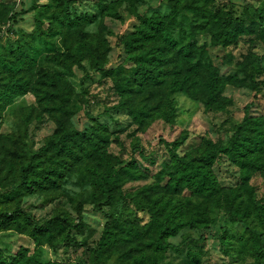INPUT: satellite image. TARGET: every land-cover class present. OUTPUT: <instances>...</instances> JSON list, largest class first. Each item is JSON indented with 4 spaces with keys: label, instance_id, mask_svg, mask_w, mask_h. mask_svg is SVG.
<instances>
[{
    "label": "rangeland",
    "instance_id": "1",
    "mask_svg": "<svg viewBox=\"0 0 264 264\" xmlns=\"http://www.w3.org/2000/svg\"><path fill=\"white\" fill-rule=\"evenodd\" d=\"M191 2L0 0V90L7 89V82L29 84L30 90L13 94L0 108V264L19 257L44 264H264V243L257 260L254 233L228 213L229 203H241L239 214L249 215L248 226L264 232L253 214L256 205L264 212V146L244 157L237 153L242 141L264 138V85L259 93L252 88L264 81V0H212L207 10L214 16L244 27L235 44L209 46L203 56L196 51L190 59L168 48L154 68L161 84L139 86L137 75L129 77L147 65L139 62L141 55L156 52L155 40L140 39L143 19L172 17L176 5V18L186 27L195 20L186 7ZM66 12L75 18L71 25L56 20ZM132 38L138 41L135 47L128 44ZM205 41L200 37L198 48ZM85 43L93 44V55L78 53ZM98 57L107 73L94 69ZM197 63L200 73L192 76L190 66ZM215 70L219 96L210 101L207 83ZM45 72L55 76V89L66 97L51 104L52 112L32 90L50 89ZM189 77L187 93L180 90V81ZM139 112L141 123L133 115ZM247 112L248 131L240 129ZM63 124L107 141L92 158L77 163L71 164L68 148L58 154L54 147L33 160ZM231 143L237 146L232 153L215 151ZM68 144L72 152L78 150L73 141ZM209 152L214 153L208 169L220 188V202L192 193L179 180L176 157ZM29 161L37 170L50 171L57 185L35 191L18 187L20 169ZM107 165L120 172L109 200L95 185ZM37 179V173L30 175ZM134 198L175 226V233L163 240L176 246L191 241L165 252L149 248L155 234L148 232L151 214L138 208ZM117 209L122 213L118 224L137 230L138 237L110 222Z\"/></svg>",
    "mask_w": 264,
    "mask_h": 264
},
{
    "label": "trees",
    "instance_id": "2",
    "mask_svg": "<svg viewBox=\"0 0 264 264\" xmlns=\"http://www.w3.org/2000/svg\"><path fill=\"white\" fill-rule=\"evenodd\" d=\"M67 1V0H66ZM212 0H193V2L188 3L186 7L191 9L195 14V20L193 22L188 23V26H184V24L177 20V14L180 13V9L176 5L173 7L174 14L172 17H161L156 15L151 19H143L144 26L139 27L138 33L141 35L140 39H151L155 40L156 43V52L154 54H147L146 56H140L139 62H146L147 65H141L138 68H135L133 71L129 73V77L134 78L136 75L137 85L141 86L143 84L150 85L151 81H154L158 84H161V80H159L154 72V68L163 63V57L167 52V49H175L177 48L178 57H183L185 59H190L193 57L196 51H201L202 56L207 52V47H216V46H230L236 43L237 35L244 29V27L239 23H233L229 18H217L207 10L208 5ZM74 19L72 16L66 12L63 16L56 17L57 22L60 24H68L71 25L74 23ZM178 31V37L175 36V33ZM207 37L208 41H205L199 46L200 37ZM138 41H134V38L130 39L128 44L131 47H135V43ZM20 51L23 49L22 46L18 47ZM86 50L88 51V55H93L94 48L92 43H85L83 48H79L78 53H81ZM160 52L161 54L159 55ZM94 64V69L100 73H107V71L102 67L100 58H96ZM22 60H18V62H12L14 66L21 63ZM199 63V62H198ZM193 64L190 66V71L194 73L192 76H196L200 73V64ZM44 75L49 79V87L50 89L46 91H42L39 88H32L33 91H36L37 100L43 104L44 108L50 112L55 111V107L51 106L52 103H58L56 99H61L62 101H66L65 95L62 94V91L56 88L55 76L49 72H45ZM190 76V77H192ZM214 78L209 80L208 90L210 92L209 99L210 101H216L219 96V92H217V81L219 80L216 77V70L213 72ZM190 77L180 81V90L188 93L190 89ZM29 84H22L21 82H7L4 86L7 87L5 91L0 90V108L3 107L4 103H8L11 101L13 94L19 93H27L30 91L28 89ZM260 85H264L263 82H254L252 88L259 93L261 87ZM69 89V87H67ZM258 96L256 95L254 102L250 104V107H255V101ZM61 107L59 106V109ZM139 113H133L134 117L141 123L143 120L141 119ZM250 112H247V116L244 122L240 125V129L249 130V122H250ZM253 121V120H252ZM60 132L57 133L54 137H51L47 140V145L42 148L41 151L34 153L32 155V159L35 160L37 157L41 156L42 153L48 150L50 147H54L58 154H61L67 148L69 149V156L72 160L71 164L77 163L84 159L85 157L92 158L93 155L99 152L103 145L107 141V138L102 137L99 134H96V139L93 138L91 133H85L80 135L78 131L70 129L64 124L60 127ZM73 141L75 146L78 147L77 151H73V147L69 146L68 142ZM87 142V143H86ZM245 144L241 145L240 149H238L237 153L241 154L242 157L247 156L249 152L260 151L264 146V138H251L245 141ZM236 143H231L230 146L227 147H218L215 148V151L218 153H232L233 150L237 149L235 146ZM178 161H180L179 169L181 171L180 175V183L182 186L195 193L199 196H204L208 199H213L215 201H221V192L220 188L217 187L216 181L213 179L212 175L209 172L208 166L212 164L214 159V153L209 152L206 155H202L199 157H176ZM60 166L65 164L59 163ZM39 166L35 165V162L29 161L25 166L20 169V183L17 185L21 189L27 191H35L38 188H44L48 185H57L55 182V177L50 176V171H43L39 169ZM61 168H56L55 173ZM33 173H37V180H30V175ZM59 174V173H58ZM120 179V172L116 170V166H106V169L103 173L99 174L97 179L95 180V185L102 193L104 199L109 200L111 198V193L114 188H116L118 181ZM12 194H16L12 192ZM227 199V198H226ZM133 202L140 209H147L151 214L152 218V226L148 230V232H154L152 236L151 242H148L147 246L149 248H153L156 251L165 252L167 249H178L180 246L191 241L190 239H185L181 242L179 246L173 245L169 242L163 240L165 235H172L175 233V226H173L167 220L161 219L158 216L157 210L154 207L148 204L142 203L140 200L134 198ZM228 202V200H227ZM241 204V203H240ZM240 204L234 207V202L229 203V215L233 222L242 223L245 228L254 233L256 238V242H254V247L256 248L255 256L257 260H260L261 257V246L264 243V232L257 231L248 226L247 217L241 216L239 212ZM247 211V210H245ZM77 213L79 215L82 214V205L79 204L77 206ZM122 213L117 209L115 212L109 215V220L111 223H117L121 220ZM254 216L259 220L261 226L264 228V212L263 206L256 205L254 208ZM30 218V217H27ZM10 224V223H9ZM8 224V225H9ZM118 227L125 231L127 236L138 237V231L134 229L124 230L123 226L118 224ZM205 227V224H204ZM208 227V226H206ZM108 233V232H107ZM108 235V234H107ZM38 239V238H37ZM204 239V236L201 238ZM9 264H44L37 261V258H29L24 261H21L20 257L16 258L14 262ZM154 264V263H153Z\"/></svg>",
    "mask_w": 264,
    "mask_h": 264
}]
</instances>
